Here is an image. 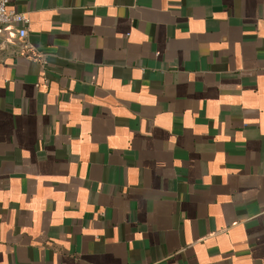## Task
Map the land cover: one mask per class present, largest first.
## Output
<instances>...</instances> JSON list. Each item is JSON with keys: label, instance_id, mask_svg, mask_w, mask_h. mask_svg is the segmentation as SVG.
<instances>
[{"label": "crops", "instance_id": "crops-1", "mask_svg": "<svg viewBox=\"0 0 264 264\" xmlns=\"http://www.w3.org/2000/svg\"><path fill=\"white\" fill-rule=\"evenodd\" d=\"M10 7L0 264H264V0Z\"/></svg>", "mask_w": 264, "mask_h": 264}, {"label": "built area", "instance_id": "built-area-1", "mask_svg": "<svg viewBox=\"0 0 264 264\" xmlns=\"http://www.w3.org/2000/svg\"><path fill=\"white\" fill-rule=\"evenodd\" d=\"M28 17L10 7V0H0V29L14 28L19 39H24L27 31Z\"/></svg>", "mask_w": 264, "mask_h": 264}, {"label": "water", "instance_id": "water-1", "mask_svg": "<svg viewBox=\"0 0 264 264\" xmlns=\"http://www.w3.org/2000/svg\"><path fill=\"white\" fill-rule=\"evenodd\" d=\"M3 30H11L12 31V35L11 36H13L15 39H17L20 43H21V41L23 40V39H19L18 37H17V35H16V33H15V29H12V28H7V29H0V31H2L0 34H2L3 32H5V31H3ZM10 31V32H11ZM11 34V33H10ZM10 35H9V37H11Z\"/></svg>", "mask_w": 264, "mask_h": 264}]
</instances>
